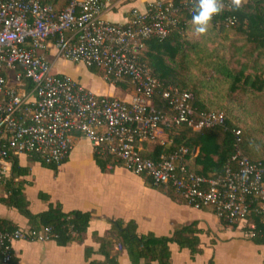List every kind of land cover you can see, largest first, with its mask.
<instances>
[{
    "label": "built area",
    "instance_id": "obj_1",
    "mask_svg": "<svg viewBox=\"0 0 264 264\" xmlns=\"http://www.w3.org/2000/svg\"><path fill=\"white\" fill-rule=\"evenodd\" d=\"M197 1L157 2L146 13L134 12L127 24H112L102 17L104 0H68L60 13L41 0H0V181L10 161L21 155L61 167L78 135L92 143L99 157L113 158L157 187L172 188L191 207L211 209L229 227L252 215L264 220V163L244 155L240 131L234 132L229 165L213 178L188 170L186 148L157 162L141 155L139 145L156 141L169 126L195 133L227 131L223 113L199 112L191 92L164 86L151 69L139 64L145 43L168 39L182 9L191 13L188 5ZM51 43L60 57L98 69L111 85L130 79L132 100L97 96L72 78L54 74L43 55ZM25 82L32 86L31 94ZM157 97L168 103L169 112L157 109ZM248 228L256 237V225L249 223ZM53 237L50 228L30 233L0 230V264H14L15 242L45 243Z\"/></svg>",
    "mask_w": 264,
    "mask_h": 264
},
{
    "label": "crops",
    "instance_id": "obj_2",
    "mask_svg": "<svg viewBox=\"0 0 264 264\" xmlns=\"http://www.w3.org/2000/svg\"><path fill=\"white\" fill-rule=\"evenodd\" d=\"M47 1L58 9L66 7L64 0ZM167 1L171 0H104L102 17L112 24H127L134 12L146 13L150 5ZM43 55L51 62L54 74L72 78L97 96L125 101H131L134 96V88L129 82H121L120 86L107 83L101 74L92 72L84 64L60 57L53 43L43 51ZM10 81L11 84L14 82L12 74ZM27 90L32 93L30 84ZM157 98L154 105L159 100ZM222 139L219 137V143ZM169 140V135L161 131L156 141L141 143L139 148L142 155L157 160L167 155L171 146ZM199 153L198 148L189 160L191 169L197 173L203 169L198 163ZM95 155L88 139L75 136L74 148L58 172L43 167L26 155L10 161L9 172L0 181L2 228L30 229L29 220L9 204L11 196L16 191L19 193L18 190H23L27 208L34 215L45 212L51 203L61 204L65 213L81 211L93 215L82 244L75 242L60 247L55 241L15 242L13 251L19 264H89L85 258L87 247L95 252L93 261L103 262L105 258L94 236L109 237L112 220L133 222L139 234L153 233L157 237H171L177 230L193 226L197 231L200 252L193 254L187 248L172 244L170 264H264V241L253 238L247 224L229 227L211 209L191 207L174 190L168 193L170 189L155 188L147 178L121 165L103 171ZM14 160L18 170L14 169ZM42 194L48 196L49 201L42 200ZM119 251L118 246L112 250L113 255L120 253L119 264H131L127 251Z\"/></svg>",
    "mask_w": 264,
    "mask_h": 264
},
{
    "label": "trees",
    "instance_id": "obj_3",
    "mask_svg": "<svg viewBox=\"0 0 264 264\" xmlns=\"http://www.w3.org/2000/svg\"><path fill=\"white\" fill-rule=\"evenodd\" d=\"M41 1L44 4H51L47 0ZM64 1L66 2V9L69 2L68 0ZM173 1L176 5H180L182 2H189L190 0ZM219 3L222 11L213 19L211 24L214 26L220 25L222 30L227 27L235 30L236 33L240 35L246 36L247 43L252 46L254 53L257 52L258 56L262 55L264 53V0H248V3L241 5L238 9L234 7L233 0H219ZM197 4L198 1L194 6L190 4L188 5L189 7L192 6L191 13L187 9H182V12L180 13L181 18H178L177 20L178 27L168 39H152L146 42L144 50L139 54V64L151 69L154 76L160 80L164 86H174L181 91L191 92L194 97L199 95L198 90L197 88L190 89L188 87L187 81H184L185 78L182 77L183 73L188 74L192 65L201 67L202 69L215 65L211 62V59H208L209 55L205 49V42L203 44L198 42L189 43L187 38L184 39V37H182L185 34H192L194 32V30H192L193 25L190 23ZM51 5L58 13L65 10L58 9L53 4ZM230 22H234V24H230ZM209 32L210 30H208L203 37H206ZM190 55H194L196 61L195 64L191 61ZM206 59H208V61ZM202 64L203 66H201ZM90 69L92 72L103 76V73L98 69ZM229 76H233L230 85L231 93H237L240 91L247 93L246 90L249 85L255 92H262L264 90V80L261 77H256L251 83V78L244 75L242 71ZM125 82H129L133 86L130 79H127ZM26 83L27 82H25V84ZM120 84L122 83L118 82L115 85L120 86ZM26 85L28 87L29 84ZM193 92H195V94ZM158 98L159 100L155 101L158 110L163 113L169 112L168 103L162 98ZM194 107L199 112H220L207 109L201 103H198L196 98ZM223 114L225 115L227 122L226 132L220 128L205 130L201 133H195L184 127L178 128L176 126H169L164 128L163 133L168 134L170 139L169 142L171 141V146L166 154L168 155L181 148H186L189 152L185 161L188 170L199 176L213 178L217 175L223 174L227 165H229L234 156V145L236 141L234 132L240 131L243 140L241 148L244 155L253 163H264V160L261 161L249 157L251 154L248 146V137H246L247 139L245 138L244 130L234 124L233 121L228 118L227 114ZM219 137L223 138L222 143H219ZM198 148L200 149V153L197 157L198 163L203 167L200 173L194 172L189 165L190 158L194 156V151ZM142 156L155 162L160 160V158L153 160L144 155ZM95 159L98 166L103 171L108 170L109 167L110 169H113L120 165L110 157L103 158L96 154ZM32 160L55 172H58L59 170L58 166L47 164L37 156H32ZM14 166V169L18 170L16 160H14ZM142 177L146 178L144 175ZM148 180L150 181L151 186L161 188L155 186L150 179ZM166 189H170L168 193H171V190H173L172 188ZM18 191L19 193L16 191L14 195L11 196L9 204L17 208L22 215L29 220L30 229L22 230L17 227L2 228V226H0L1 231L14 232L16 230H21L25 233H30L32 231L40 232L46 228H50L51 233L54 236L51 241H55L60 247H66L75 242L80 244L84 243L85 236L93 219L91 213L81 211L65 213L61 204L51 203L45 212L39 215H34L27 208L23 190ZM40 198L44 201H49V197L45 194L40 195ZM110 223L111 230L109 232V237H100L97 234L94 236L95 240L100 245V253L104 256L105 261H93L92 257L95 252L93 249L87 247L85 250V258L89 264H119L118 259L120 253H117L116 255L112 254V250L115 246H118L120 251H127L131 264H140L143 261L145 264H170L172 256L170 246L172 244H177L181 249L187 248L191 250L193 254H198L200 252L198 248L199 242L196 236L197 231L193 226L177 230L171 237H157L153 233L139 234L137 226L133 222L126 223L122 220H112ZM244 223L247 224V226L249 223H254L256 225V230L253 233L256 234V237L254 238L264 241V237H262L264 235V220L252 215L249 220ZM250 235H252V232H250ZM110 237H112V240ZM13 261L14 264H19L14 251Z\"/></svg>",
    "mask_w": 264,
    "mask_h": 264
},
{
    "label": "rangeland",
    "instance_id": "obj_4",
    "mask_svg": "<svg viewBox=\"0 0 264 264\" xmlns=\"http://www.w3.org/2000/svg\"><path fill=\"white\" fill-rule=\"evenodd\" d=\"M248 3L242 0L241 5ZM179 19L181 14H179ZM192 25V23H190ZM193 30V28H192ZM191 30V32H192ZM210 32L206 37L195 32L182 37L189 43H204L208 59L215 65L202 69L191 66L188 74L183 73L190 89L197 88L198 103L211 111H220L227 114L234 124L244 130L245 138L248 137L250 156L256 160H264V90L255 92L249 87L247 93L230 92L233 76L243 72L251 78V83L256 77L264 80V53L258 56L244 35L235 30L220 25H210ZM195 64L194 55H190ZM208 59H206L208 61ZM203 66V64L201 65ZM193 91V90H192ZM195 94V92H193Z\"/></svg>",
    "mask_w": 264,
    "mask_h": 264
},
{
    "label": "clouds",
    "instance_id": "obj_5",
    "mask_svg": "<svg viewBox=\"0 0 264 264\" xmlns=\"http://www.w3.org/2000/svg\"><path fill=\"white\" fill-rule=\"evenodd\" d=\"M242 0H233L235 8L241 6ZM222 11L219 0H198L195 13L192 16L193 30L197 35L207 33L211 22Z\"/></svg>",
    "mask_w": 264,
    "mask_h": 264
}]
</instances>
